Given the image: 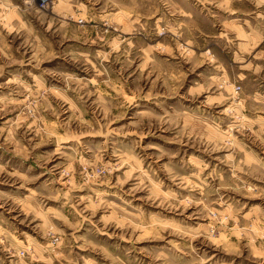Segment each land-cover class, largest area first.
<instances>
[{"label":"clouds","instance_id":"obj_1","mask_svg":"<svg viewBox=\"0 0 264 264\" xmlns=\"http://www.w3.org/2000/svg\"><path fill=\"white\" fill-rule=\"evenodd\" d=\"M0 264H264V0H0Z\"/></svg>","mask_w":264,"mask_h":264}]
</instances>
